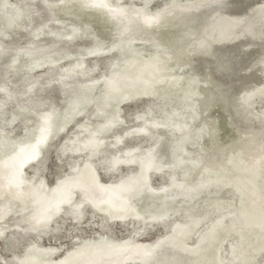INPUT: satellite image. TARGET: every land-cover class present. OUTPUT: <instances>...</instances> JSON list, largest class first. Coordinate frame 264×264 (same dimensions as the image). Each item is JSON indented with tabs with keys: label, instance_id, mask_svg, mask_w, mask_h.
I'll return each mask as SVG.
<instances>
[{
	"label": "water",
	"instance_id": "obj_1",
	"mask_svg": "<svg viewBox=\"0 0 264 264\" xmlns=\"http://www.w3.org/2000/svg\"><path fill=\"white\" fill-rule=\"evenodd\" d=\"M0 264H264V0H0Z\"/></svg>",
	"mask_w": 264,
	"mask_h": 264
}]
</instances>
